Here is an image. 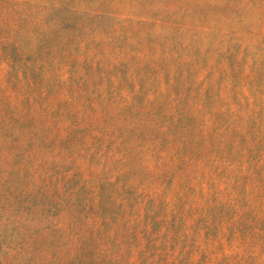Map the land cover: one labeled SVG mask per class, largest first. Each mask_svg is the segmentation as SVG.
<instances>
[{"label":"rangeland","instance_id":"1","mask_svg":"<svg viewBox=\"0 0 264 264\" xmlns=\"http://www.w3.org/2000/svg\"><path fill=\"white\" fill-rule=\"evenodd\" d=\"M0 264H264V0H0Z\"/></svg>","mask_w":264,"mask_h":264}]
</instances>
